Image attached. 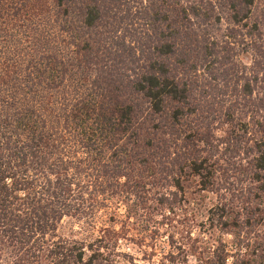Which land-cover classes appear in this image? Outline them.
<instances>
[{
  "label": "trees",
  "instance_id": "16d2710c",
  "mask_svg": "<svg viewBox=\"0 0 264 264\" xmlns=\"http://www.w3.org/2000/svg\"><path fill=\"white\" fill-rule=\"evenodd\" d=\"M255 2L0 0V264H139L112 227L87 240L58 225L92 224L114 195L169 211L191 188L246 234L195 264H242L264 211Z\"/></svg>",
  "mask_w": 264,
  "mask_h": 264
},
{
  "label": "rangeland",
  "instance_id": "374dc122",
  "mask_svg": "<svg viewBox=\"0 0 264 264\" xmlns=\"http://www.w3.org/2000/svg\"><path fill=\"white\" fill-rule=\"evenodd\" d=\"M247 22L248 25H257L259 41L264 44V0H256ZM240 59L248 65L251 55H241ZM258 91L253 96H261ZM255 202L263 204L264 199ZM147 204L143 209L136 196L123 199L114 195L107 210L96 212L92 224H81L65 217L56 234L64 238L88 240L98 235L97 229L112 227L118 234L119 251L130 255L139 264H155L167 253L177 254L178 264H195L199 260L205 261L219 241L224 243L230 254H236L237 244L244 245L246 242L242 240L246 235L244 232L238 239L234 233L220 230L218 212L214 211L215 195L206 191L189 189L169 211L153 198ZM258 212L256 227L250 234L252 238L248 246L240 250V258L244 259L242 264H264V211ZM10 252L8 248L0 247L1 260H10Z\"/></svg>",
  "mask_w": 264,
  "mask_h": 264
}]
</instances>
